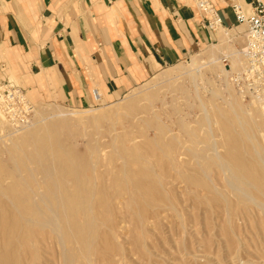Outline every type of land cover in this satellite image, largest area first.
<instances>
[{
    "label": "rangeland",
    "instance_id": "rangeland-1",
    "mask_svg": "<svg viewBox=\"0 0 264 264\" xmlns=\"http://www.w3.org/2000/svg\"><path fill=\"white\" fill-rule=\"evenodd\" d=\"M246 32V23L241 33L215 27L213 40L189 58L163 67L115 100L74 108L27 92L33 105L29 114L17 123L7 117L0 121V223L15 225L21 208L38 202L28 194L29 185L47 192L57 181L59 191L72 189L75 195L71 202H59L60 210L62 204L66 209L61 219L64 212L68 216L62 226L70 232L73 264H264V103L246 97L233 80L246 61L231 69ZM6 79L29 89L15 76L1 81ZM97 156L96 181L91 164ZM232 162L241 168L234 170ZM70 216L83 234H98L92 263L72 234ZM2 224L1 237L10 234ZM46 228L40 232L49 233ZM8 244V250L4 245L0 250V264L1 254L13 249ZM47 254L44 263L61 264L56 247Z\"/></svg>",
    "mask_w": 264,
    "mask_h": 264
},
{
    "label": "crops",
    "instance_id": "crops-1",
    "mask_svg": "<svg viewBox=\"0 0 264 264\" xmlns=\"http://www.w3.org/2000/svg\"><path fill=\"white\" fill-rule=\"evenodd\" d=\"M252 1L211 0L221 25L240 33L233 4ZM213 31L193 0H0V81L12 75L36 99L84 108L93 89L118 99Z\"/></svg>",
    "mask_w": 264,
    "mask_h": 264
},
{
    "label": "bare ground",
    "instance_id": "bare-ground-1",
    "mask_svg": "<svg viewBox=\"0 0 264 264\" xmlns=\"http://www.w3.org/2000/svg\"><path fill=\"white\" fill-rule=\"evenodd\" d=\"M245 5V4H244ZM245 9H246V11L247 12H250L252 9H251V5L249 4V3H247L245 6ZM218 28H220V27H222V29H223V26L219 23V24H217L216 25ZM247 35V34H246ZM244 48H245V45L240 49V50H237V54H236V57H234L233 58V63H231L232 64V66H231V69H236L239 65H243L244 63H245V61H246V66H247V59H246V56L244 55ZM230 67V66H229ZM246 68V67H245ZM244 68V69H245ZM262 103H264V101H262ZM113 109V108H112ZM118 111V110H117ZM82 112V111H81ZM206 112V111H205ZM60 114H63V115H65V113L64 112H61ZM104 114V113H103ZM207 114V113H206ZM108 116V115H107ZM107 116H105V117H107ZM6 118V116H5V114H4V112H3V110L0 108V121H1V119L2 120H4ZM97 118V117H96ZM208 119V118H207ZM209 121V120H208ZM209 123H210V121H209ZM210 129H211V127H210ZM32 133V132H31ZM30 133V134H31ZM34 133H32V135H33ZM35 135V134H34ZM207 136V135H206ZM212 136H213V134H212ZM251 136V135H250ZM250 137H248V139H249ZM251 139V138H250ZM215 140H216V138H215ZM214 141V140H213ZM232 141V140H231ZM215 142V143H214ZM213 143V145L212 146H216L217 147V145H216V141H214ZM115 143V142H114ZM114 143L111 145V146H113V148H115L114 147ZM100 145V144H99ZM99 146H97V148H98ZM94 148V147H93ZM93 148L91 149V150H93ZM95 149V148H94ZM105 149V148H104ZM106 149H107V147H106ZM214 149V148H213ZM216 149V148H215ZM245 149V148H244ZM247 150V149H246ZM103 151H101V154L103 155V153H102ZM216 154H217V156H219L218 155V153H217V149H216ZM257 152L259 153V151L257 150ZM100 153V152H99ZM99 153H97V155L99 154ZM14 155V154H13ZM16 155V154H15ZM14 155V156H15ZM93 155V154H92ZM94 155H95V153H94ZM101 155V156H102ZM17 156V155H16ZM101 156H99V157H101ZM224 156V155H223ZM234 157H236L235 155H233ZM250 156V155H249ZM21 157H24V158H26L25 156H21ZM42 157V156H41ZM40 157V158H41ZM92 157V156H91ZM94 157V156H93ZM98 157V156H97ZM96 158L97 160L95 161H93L92 160V164H91V166H92V170H93V172L95 173L94 174V176H95V178H96V181L98 180V175H97V172H98V169H97V165H98V163H99V159L100 158ZM194 157V156H193ZM209 157V156H208ZM233 157V158H234ZM12 158V157H11ZM20 158V157H19ZM19 158H16V160L17 159H19ZM227 158V157H226ZM226 158H224V161L225 160H227ZM237 158V157H236ZM13 159H15V158H13ZM30 159V158H29ZM123 159V158H122ZM221 159V158H220ZM231 159V158H230ZM15 160V162L17 163V161ZM26 160V159H25ZM25 160H23V161H25ZM234 160V159H233ZM238 160V159H237ZM243 160V159H242ZM248 160V159H247ZM263 161H264V159H262ZM18 161H20V160H18ZM31 161V160H30ZM40 161V160H39ZM26 162V161H25ZM74 162V161H73ZM75 162H77V161H75ZM221 162V161H220ZM228 162V161H227ZM222 163H223V161H222ZM233 164H231L232 166H233V169L235 170L236 169V166H235V164H234V162H232ZM242 163L243 162H241V166H244V165H242ZM245 163V162H244ZM15 164V163H14ZM41 164H43V162L41 163ZM49 164V163H48ZM18 165H20L19 163H18ZM17 164H16V168H17V166H18ZM33 165V164H32ZM40 165V164H39ZM223 165H225V167L224 168H227V170L228 169H230L231 168V166L229 165V164H227V163H223ZM237 165V164H236ZM21 166V165H20ZM26 166V165H25ZM41 167L42 166H44V164L43 165H40ZM40 166H38V167H40ZM135 166V165H134ZM234 166H235V168H234ZM239 166V165H238ZM11 167H13V166H11ZM29 167V166H28ZM28 167L26 166V168H27V170H29L28 169ZM37 167V166H36ZM44 167H46V166H44ZM221 167H222V165H221ZM18 168H20L19 166H18ZM241 167L239 166V167H237V169H240ZM35 170H36V168H34ZM39 169V168H38ZM48 169H51V168H47V170ZM236 169V170H237ZM243 169H245V167H243ZM243 169H241V171H242V173H243ZM12 170V169H11ZM21 170V169H20ZM31 170V169H30ZM102 170V169H101ZM246 170H247V168H246ZM248 170H249V168H248ZM8 171V170H7ZM13 171V170H12ZM32 171V170H31ZM44 171V170H43ZM241 171H239L240 173H241ZM20 172V171H19ZM21 172H22V170H21ZM20 172V173H21ZM28 172V171H27ZM37 172V171H36ZM38 172L40 173L41 171H40V169L38 170ZM37 172V173H38ZM69 172H71V171H69ZM100 172H104L103 170L102 171H100ZM237 172V171H236ZM247 172H249V171H247ZM29 173V172H28ZM38 173V174H39ZM43 174L41 175L42 177H45L46 175L44 174V172H42ZM49 173V172H48ZM51 173L52 172H50V175H51ZM13 174V173H12ZM17 174V173H16ZM30 174V173H29ZM99 175H101L100 173H98ZM246 174V172H244V175ZM248 174V173H247ZM247 174H246V176H247ZM7 175V174H6ZM26 175V174H25ZM24 175V176H25ZM44 175V176H43ZM49 175V174H48ZM49 175V176H50ZM240 175H242V174H240ZM8 176V175H7ZM16 176V175H15ZM23 176V175H22ZM23 176V177H24ZM70 176V175H69ZM94 176H93V178H94ZM102 176V175H101ZM16 177H18V175L16 176ZM26 177V176H25ZM27 177H28V174H27ZM38 177V176H37ZM235 177V176H234ZM233 177V180L235 179ZM242 177V176H241ZM30 179H31V177H29ZM41 178V177H40ZM39 178V179H40ZM48 178V176L46 177V179ZM52 178V177H51ZM75 178V177H74ZM128 178V177H127ZM245 179H246V177H244ZM248 178V177H247ZM250 178V177H249ZM35 179H36V177H35ZM44 179V178H43ZM102 179V178H101ZM106 178H104V180H105ZM239 179H241L240 177H239ZM20 180H22V179H20ZM51 180V179H50ZM91 180V179H90ZM94 180V179H93ZM232 180V181H233ZM244 179H242V181H243ZM247 180V179H246ZM26 181V180H25ZM31 181V180H30ZM29 181V182H30ZM33 181V180H32ZM35 181V180H34ZM37 181V180H36ZM47 181V180H46ZM52 181H53V179H52ZM56 181V180H55ZM92 181V180H91ZM95 181V182H96ZM235 181H237L236 179H235ZM22 182H24V180H22ZM41 182L42 181H40V184H41ZM49 182V181H48ZM61 181H59V183H60ZM102 182V181H101ZM239 182V181H238ZM25 183V182H24ZM50 183H52V182H50ZM50 183H48V184H50ZM62 183V182H61ZM228 183V182H227ZM232 183V182H231ZM247 183V182H246ZM245 182H244V185L245 186H247L249 183H247L246 184ZM252 183V182H251ZM1 184V183H0ZM29 184H33V182L32 183H29ZM28 184V185H29ZM47 184V185H48ZM56 184L57 185H55V187L57 186V189H54L55 187L53 186V184H52V187H54V188H52V187H49L50 189H48V191L47 192H45V191H41V190H37L35 187L37 186L36 185V183H35V185H34V187H33V185H29V186H32V188L30 189V192L28 193V194H31L32 196H33V198H34V200L36 199L35 197H37L38 196V202L40 201L39 200V197L43 200V204L44 205H42L40 202L37 204V203H31V202H29V203H27L26 205H24L23 206V208H21V212H20V215H18L19 217H17V218H15V225H13V226H10V227H12V228H14V229H18L17 230V232L16 231H14V229H12V228H10V227H7L5 224H2V223H0V224H2V227L3 228H5L6 229V227H7V229H9V231H10V234L9 233H7V236H3V237H1L0 236V250L3 248V245H4V247L6 246V248L5 249H7V243H10V244H13V249L12 250H9V251H4L1 255H2V263L3 264H46V263H44V258H43V255L44 254H46V253H50V251H51V249L53 250V248L54 247H56L57 248V252H59L60 254H61V257H62V261L60 262L61 264H73L74 262H75V257H74V255H75V251H74V249H72L71 250V248H70V246H68V241L70 240V238H71V236L69 235V233H68V231H67V229H66V231H65V228L62 226V219H64L66 216V214L65 213H67V212H64V215L62 216L63 218L61 219V213H62V210L63 209H65V208H63V204H65V203H68V201L70 200V199H72V198H74L75 197V195H72V193L70 194V192L72 191V189L70 190V192L68 191L69 189H67V191L64 189V191L63 192H61V191H59L58 190V183H57V181H56ZM81 185H84L83 183H80ZM233 184V183H232ZM234 184H237V183H234ZM254 184V183H253ZM22 185V184H21ZM25 185H26V183H25ZM45 185H46V183H45ZM45 185H42L41 187L44 189V187H45ZM62 184H60V186H61ZM80 185V186H81ZM255 185H256V182H255ZM44 186V187H43ZM79 186V185H78ZM77 186V187H78ZM144 186V185H143ZM233 186V185H232ZM62 187V186H61ZM64 187V186H63ZM83 187V186H82ZM85 187V186H84ZM250 187V186H249ZM251 187H252V185H251ZM19 188V187H18ZM22 188V187H21ZM38 188H40V187H38ZM81 188V187H80ZM246 188H248V187H246ZM41 189V188H40ZM62 189V190H63ZM74 189H77V188H74ZM73 189V190H74ZM82 190L84 189V188H81ZM97 189V188H96ZM100 189V188H99ZM249 189V188H248ZM253 189V188H252ZM0 190H1V188H0ZM7 190H9V189H7ZM45 190V189H44ZM81 190V192H83ZM86 190H88V189H86ZM241 190V189H240ZM2 191V190H1ZM58 191H59V194H58ZM5 192V191H4ZM73 192V191H72ZM27 192L25 191V194H26ZM74 193V192H73ZM239 193V192H238ZM243 193H245V194H247L245 191H243ZM8 194H10V193H8ZM7 193L6 194H4V195H8ZM14 194V193H13ZM20 194H22V193H20ZM24 194V195H25ZM28 194H27V197L29 198V196H28ZM82 194H85V191L82 193ZM94 194V193H93ZM99 194H101V192H99ZM232 194V193H231ZM89 195H90V193H89ZM92 195V194H91ZM242 195V194H241ZM249 195V194H248ZM18 196V195H17ZM26 196V195H25ZM84 196V195H83ZM243 196V195H242ZM77 197H79V196H77ZM90 197V196H89ZM244 197H246V196H244ZM14 198V197H13ZM25 198V197H24ZM33 198H32V200H33ZM83 198V197H82ZM88 198V197H87ZM94 198V197H93ZM109 198V197H108ZM250 198L251 199H253L254 200V197L253 196H251L250 195ZM18 199V198H17ZM66 200L67 202H65L64 201V203L62 204V206H61V208H62V210H60V208H59V204L61 205V203H59L60 201H62V200ZM90 199V198H89ZM99 200V199H98ZM105 200V199H104ZM110 200H112V199H110ZM109 200V201H110ZM162 200V199H161ZM249 200V199H248ZM252 200V201H253ZM88 201V200H87ZM100 201H102L101 199H100ZM18 202H21V201H18ZM23 202V201H22ZM21 202V203H22ZM35 202V201H34ZM69 202H71V200L69 201ZM75 202V201H74ZM84 202V201H83ZM94 202V201H93ZM103 202V201H102ZM107 202H108V200H107ZM245 202V201H244ZM243 202V203H244ZM76 203V202H75ZM91 203V202H90ZM110 203H111V201H110ZM110 203H109V205H110ZM11 204H12V202H11ZM36 204V205H35ZM73 204V203H72ZM78 204V203H77ZM102 204V203H101ZM20 205V204H19ZM70 205H71V203H70ZM69 204H68V209H69V206H70ZM104 205V204H103ZM109 205H107V206H109ZM11 206H13V205H11ZM66 206V205H65ZM80 206V205H79ZM89 206H91L92 207V204L91 205H89ZM99 206V205H98ZM106 206V205H105ZM174 206V205H173ZM13 207H15V206H13ZM45 207H47L48 208V210L45 208ZM76 207H77V205H76ZM85 207V206H84ZM83 207V208H84ZM86 208V207H85ZM93 208V207H92ZM105 208H107V207H105ZM105 208H104V210H105ZM109 208V207H108ZM107 208V209H108ZM16 209H17V207H16ZM73 209V208H72ZM97 209V208H96ZM111 209V208H110ZM18 210H20V209H17V213H18ZM66 210V209H65ZM65 210H63V211H65ZM70 210H71V206H70ZM70 210H68L69 212H70ZM73 211V210H72ZM91 211L93 212L94 210L93 209H91ZM91 211H89V213H91ZM96 211V210H95ZM109 211H111V210H109ZM140 211V210H139ZM14 212V211H13ZM73 212H75V211H73ZM86 212V211H85ZM112 212V211H111ZM111 212H108V213H110L111 214ZM143 212V211H142ZM70 213H72V212H70ZM95 212H93V214H94ZM102 213V212H101ZM112 213H114V212H112ZM73 215V214H72ZM89 215H91V214H89ZM109 215V214H108ZM113 215V214H112ZM65 216V217H64ZM15 217V216H14ZM90 217L91 216H89V219H90ZM70 218H71V216H70ZM92 218V217H91ZM94 220L92 219V221H94V222H97L96 221V216L94 215ZM66 219V218H65ZM72 220H73V217L71 218ZM4 220V219H3ZM67 220H68V216H67V219H66V222H67ZM1 221V220H0ZM82 221V220H81ZM88 221V220H87ZM2 222V221H1ZM7 222V221H6ZM63 222H65V221H63ZM72 223H69V224H73L72 225V227L70 228L69 226V228L70 229H72L73 231V235H77V239L79 240L78 242H80L81 243V250H83V255L84 256H86L85 258H86V260L88 261V262H93V260H92V258H91V256L93 255V254H96L97 255V253L95 252V253H93V251H94V249H95V236L96 235H98V234H92V232L91 233H88L87 235H85V234H83V232H80L79 230H80V227H79V225H76L75 223H74V220L73 221H71ZM9 223V222H8ZM68 223V222H67ZM68 224V225H69ZM92 224H95V223H92ZM99 224V223H98ZM9 225V224H8ZM35 225H37L38 227H41V228H45V227H47L46 229H47V231H51V233L53 234V233H55V234H53L55 237H53L52 236V234L50 233V231H49V233L47 232H45V234H43L42 232H40V229H37L38 227H36ZM1 226V225H0ZM74 226V227H73ZM65 227H67V225L65 226ZM94 227V226H93ZM99 227H98V225H96V232L99 230L98 229ZM6 229V230H7ZM3 230V229H2ZM44 231H46V230H44ZM77 231H79V232H77ZM88 232V231H87ZM1 233H4V232H1ZM98 233V232H97ZM1 235V234H0ZM86 236V237H85ZM67 237V238H66ZM99 237V236H98ZM76 238H74V239H76ZM71 241H73V240H71ZM101 243V242H100ZM10 244H8V245H10ZM70 244H72V243H70ZM77 244V243H76ZM97 244H99V243H97ZM104 244V243H103ZM54 246V247H53ZM76 246H78V245H76ZM53 247V248H52ZM58 247H60L59 249H58ZM74 247V246H73ZM72 247V248H73ZM98 247V246H97ZM102 248V247H101ZM100 248V249H101ZM4 249V248H3ZM11 249V248H10ZM77 249V248H76ZM80 248H78V251H80L79 250ZM97 249V248H96ZM102 250V249H101ZM98 251V250H97ZM111 251V250H110ZM53 253V252H52ZM103 253H104V251H103ZM109 253H111V252H109ZM109 253H107V254H109ZM47 254V255H48ZM50 255V254H49ZM48 255V257H50ZM99 255H100V253H99ZM60 256V255H59ZM98 256V255H97ZM107 256H109V255H107ZM94 257V256H93ZM117 257V256H116ZM78 258L80 259V257L78 256ZM82 258V257H81ZM53 259V258H52ZM57 259V258H56ZM82 260H85V259H82ZM80 261V260H79ZM94 261H95V259H94ZM98 261V260H97ZM38 262H41V263H38ZM56 262V261H55ZM48 263H50V264H52L50 261H48ZM77 263V262H76ZM95 263V262H94ZM98 263V262H97Z\"/></svg>",
    "mask_w": 264,
    "mask_h": 264
},
{
    "label": "built area",
    "instance_id": "built-area-1",
    "mask_svg": "<svg viewBox=\"0 0 264 264\" xmlns=\"http://www.w3.org/2000/svg\"><path fill=\"white\" fill-rule=\"evenodd\" d=\"M193 2L206 20L207 27L215 30L217 24H223L211 0ZM250 5L252 10L247 12L241 2L233 4L237 22L247 25L244 48L247 66L232 76L242 94L264 101V0H253ZM93 97L96 102L102 100V94L96 88L93 89ZM0 107L10 121L17 123L29 114L33 105L22 87L6 79L0 81Z\"/></svg>",
    "mask_w": 264,
    "mask_h": 264
}]
</instances>
